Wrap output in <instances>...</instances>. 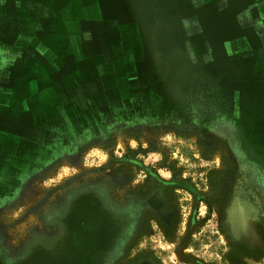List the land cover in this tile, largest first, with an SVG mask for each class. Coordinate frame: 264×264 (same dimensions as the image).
Instances as JSON below:
<instances>
[{
    "label": "rangeland",
    "instance_id": "obj_1",
    "mask_svg": "<svg viewBox=\"0 0 264 264\" xmlns=\"http://www.w3.org/2000/svg\"><path fill=\"white\" fill-rule=\"evenodd\" d=\"M101 1L104 13L114 14L115 0ZM132 1L142 21L170 18L161 25L160 47L164 60L167 52L179 53L189 64L186 83L164 88L162 74L174 81L183 72L159 74L151 53L144 65L148 88L138 95L126 87L123 112H106L75 134L49 133L34 158L8 166L0 178V250L6 252L0 264H147L150 257L155 264H264V87L253 80L259 70L252 54L239 50L248 46L240 35L254 48L264 45L258 24L246 23L258 20L262 5L225 0L221 7L214 0L204 6L209 59L199 56L197 68L185 45L195 27L183 21L196 10L180 9V0H116L123 19ZM211 26L218 32L210 33ZM234 37L230 58L223 42ZM228 60L234 78L227 76ZM211 61H219L218 70ZM13 123L10 118L17 130ZM87 192L112 209L100 207L92 225L101 222L114 235L91 237L90 228L70 232L64 224L59 233L57 219L71 209L69 199Z\"/></svg>",
    "mask_w": 264,
    "mask_h": 264
},
{
    "label": "crops",
    "instance_id": "obj_2",
    "mask_svg": "<svg viewBox=\"0 0 264 264\" xmlns=\"http://www.w3.org/2000/svg\"><path fill=\"white\" fill-rule=\"evenodd\" d=\"M180 1V9L196 10L192 16L188 14L192 20L183 21L185 25L193 22L195 27L188 28L192 34L185 45L192 49V59L200 68L197 58L203 55L209 59L205 54L209 42L202 22L210 15L203 7L214 0ZM187 1L191 4L188 7ZM132 2L125 3L123 19L116 0L115 12L109 15L104 13L101 0H0V178L9 172L8 166H20L27 156L34 158L39 144L50 141H44L49 133L54 136L73 130L75 134L79 125L84 127L106 112H123V101L130 102V96L124 95L126 87L127 91L136 88L138 95L148 88L150 78L146 77L144 65L151 53L159 74L172 72L175 67L178 73L183 72V77L174 81L162 74L159 83L164 88L186 83L189 64L179 53L167 52L164 60L160 47L161 25L170 24V18L142 21L140 9L136 12ZM256 2L262 5V12L258 20L248 18L246 23H257L258 36L262 38L264 0ZM216 3L227 5L225 0ZM211 27L210 33L218 32L217 27ZM240 37L248 46L239 50L244 55L252 54L253 69L259 70V77L253 80H262L263 88L264 45L254 48L248 35ZM235 43V37L223 42L230 58L236 52ZM162 60L164 64L158 65L157 61ZM211 63L218 70L219 61ZM227 64V76L234 78L233 66L229 60ZM198 74L200 78L206 75L202 71ZM243 74L246 77L244 71ZM10 118L17 130L10 128Z\"/></svg>",
    "mask_w": 264,
    "mask_h": 264
},
{
    "label": "flooded vegetation",
    "instance_id": "obj_3",
    "mask_svg": "<svg viewBox=\"0 0 264 264\" xmlns=\"http://www.w3.org/2000/svg\"><path fill=\"white\" fill-rule=\"evenodd\" d=\"M95 192L96 191H94L93 193ZM69 201H68L69 203H71L72 201L73 205L71 204V209L63 217L62 219L63 223L61 220L57 219V225H58V228L60 229L59 233H61L63 224H64V227L66 226V228H68V231L70 232L77 230L76 228L77 226L79 227V229L90 228L91 231L89 232H91V237H98V235L106 236L108 234L114 235L113 230L111 228H107V226L103 225L101 222L97 221L98 223H95L94 225H92L96 221V218L102 215V213L100 212L101 210L105 213H109L110 210H112V209L107 210L106 207H102L101 203H103V205H106V202L104 200L100 203L98 202L96 197L93 196V194H90L89 192H87V194H80L78 198L71 199V200L69 199ZM62 207L65 208V206H62ZM100 207H101V210H100ZM61 235L62 234H60V236ZM60 236H57V237L59 238ZM121 241H122L121 237L118 240L116 239L114 241L115 243L114 249L115 248L118 249L121 246ZM38 243H40L39 246H44V241H39ZM30 248H32V246ZM30 248L27 249L26 252L29 251ZM2 250H0V258H4L5 257L4 253L6 254V252H4L5 251L4 246L2 247ZM9 257H11V255ZM147 261H148L147 264H155V257H150L149 260ZM198 263L203 264L199 261Z\"/></svg>",
    "mask_w": 264,
    "mask_h": 264
}]
</instances>
